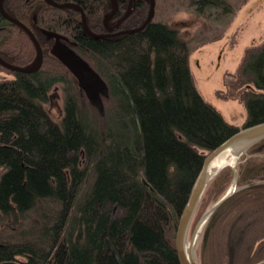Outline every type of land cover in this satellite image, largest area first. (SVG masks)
I'll return each instance as SVG.
<instances>
[{"label":"trees","instance_id":"obj_1","mask_svg":"<svg viewBox=\"0 0 264 264\" xmlns=\"http://www.w3.org/2000/svg\"><path fill=\"white\" fill-rule=\"evenodd\" d=\"M115 1L113 26L129 2ZM154 1L142 29L113 35L104 25L111 0H1L5 13L32 32L42 61L26 73L0 65L7 74L0 79V263L118 264L113 250L121 264H179L175 230L205 155L240 129L264 122V43L247 53L231 82L224 81L228 90L217 91L243 103L241 125L202 98L189 67L191 52L219 40L246 0ZM177 3L202 15L215 34L185 38L159 17ZM149 8L150 0H134L115 32L138 29ZM80 9L97 37L85 32ZM58 37L106 83L103 116L48 54ZM0 58L21 68L37 59L27 33L1 12ZM58 84L63 115L56 123L44 103ZM235 167V192L202 229L203 264L264 259V138ZM231 180L232 171L223 168L208 183L199 217Z\"/></svg>","mask_w":264,"mask_h":264},{"label":"rangeland","instance_id":"obj_2","mask_svg":"<svg viewBox=\"0 0 264 264\" xmlns=\"http://www.w3.org/2000/svg\"><path fill=\"white\" fill-rule=\"evenodd\" d=\"M233 1L240 2L239 0ZM133 2L134 0L131 6ZM113 6V0H111L112 10ZM158 15L164 21L178 28L185 38L200 36L211 37L216 32L211 27L210 22L202 15H196L193 9L187 7V5L177 3L173 7L165 9L163 13L159 12ZM113 17H107L104 20L106 29L112 27ZM222 34L219 40L205 42L194 49L189 56V67L195 88L202 98L212 104L227 122L241 125L246 119V109L243 103L239 99H223L217 95V91L228 90L225 87L224 81L231 82L230 75L236 72L243 59L247 57V53L264 43V0H246L244 3L239 4L238 10H236L230 24L223 30ZM49 38L48 35L45 36L47 41ZM57 49H66L74 55H77L72 49L70 41L63 37L51 39L48 54ZM34 67L35 63L30 66V68ZM5 75L7 74L0 72V79ZM76 85L79 94L84 97L77 82ZM44 109L54 122H60L63 115L61 85L54 86L49 92L48 100L44 103ZM243 155H240V157ZM238 159L235 163H237ZM224 168L229 167L225 166ZM230 185L231 182L228 188ZM214 204L209 206L200 217L197 215L198 207L196 208L189 225L186 244L190 241L198 222ZM207 220L205 219L201 223L202 225L198 228L195 235L193 256L197 264H203L201 261L200 247L203 240L202 229Z\"/></svg>","mask_w":264,"mask_h":264},{"label":"water","instance_id":"obj_3","mask_svg":"<svg viewBox=\"0 0 264 264\" xmlns=\"http://www.w3.org/2000/svg\"><path fill=\"white\" fill-rule=\"evenodd\" d=\"M133 0L129 1L128 4V10L127 13L123 16L125 18L130 10H131V3ZM114 4V11L116 10L117 3L115 0H113ZM155 2L154 0H150V8L148 12V16L144 23L135 30L130 31H124V32H118L113 35H117L119 33H125V32H132L142 29L146 23L150 20L152 17L153 11H154ZM77 7V6H76ZM78 8V7H77ZM114 11L107 17L113 16ZM0 12L4 18L9 20L10 22L14 23L15 25L21 27L29 36L32 44L34 45L36 52H37V59L35 61V67L34 68H21L18 66H14L12 64H9L5 61H3L0 58V65L3 66L6 69H9L11 71L15 72H31L35 69H37L42 61V51L40 48V45L38 44L36 38L32 34V32L23 24L18 22L17 20L10 17L8 14L5 13V11L1 7V0H0ZM81 17H82V24L83 28L86 33L97 37L96 35H93L91 32L88 31V29L85 27L84 21V14L83 11L80 9ZM122 18V19H123ZM121 19V20H122ZM120 20V21H121ZM108 31V29H107ZM104 35H100L98 37H102ZM51 54L61 63L65 66V68L71 73V75L76 80L77 84L81 88L83 95L85 99L89 102V104L94 107L100 116L104 115V106H103V98L107 97L108 94V88L104 80L79 56L74 55L69 50H63V49H57ZM115 81L120 85V87L126 92L123 85L119 81V79L114 76ZM137 120V119H136ZM264 138V122L258 123L252 126L245 127L243 129H240L233 135H231L228 139H226L223 143H221L219 146L211 150L209 153L205 155V158L203 159L201 169L199 171V174L194 182V185L192 186L189 198L187 200L186 205L184 206L176 226L175 230V238H174V245H175V252L178 259L179 264H197L196 260L193 256V245L195 240V235L197 233L198 228L202 225L205 221V219H208L210 215L224 202L226 201L236 190V182H237V171L234 163L233 165L227 166L232 171V181L231 185L228 188V190L215 202V204L206 212V214L202 217V219L198 222L193 235L191 236L190 241L186 244V237L189 229L190 222L192 220V217L196 211V208L198 207L199 201L202 197V194L210 182V180L215 177L223 168L218 170L216 174L213 176H209L208 174V168L210 163L225 149L228 147H238L245 145V151L254 143ZM132 148V147H131ZM245 153V152H244ZM242 153V154H244ZM146 184V182H143ZM141 210L137 214L136 218L134 219L132 226H131V233L133 232L136 223L140 217ZM112 255L115 257L118 264H121L118 256L116 253L111 250ZM3 264V263H0ZM253 264H264V259L253 263Z\"/></svg>","mask_w":264,"mask_h":264},{"label":"bare ground","instance_id":"obj_4","mask_svg":"<svg viewBox=\"0 0 264 264\" xmlns=\"http://www.w3.org/2000/svg\"><path fill=\"white\" fill-rule=\"evenodd\" d=\"M246 146L228 147L221 152L209 165L208 174L213 176L225 166L233 165L236 160L245 152Z\"/></svg>","mask_w":264,"mask_h":264},{"label":"flooded vegetation","instance_id":"obj_5","mask_svg":"<svg viewBox=\"0 0 264 264\" xmlns=\"http://www.w3.org/2000/svg\"><path fill=\"white\" fill-rule=\"evenodd\" d=\"M131 7H132V6H131ZM131 9H132V8H131ZM116 10H117V7H116ZM116 10H115V11H116ZM113 11H114V6H113V10H112V12H113ZM115 11H114V13H115ZM112 12H111V13H112ZM114 13H113V14H114ZM119 22H120V21H119ZM119 22H118L115 26L112 25L111 28H107L108 31H110L112 34L118 33L119 31H118V32H115V31H116L117 28H118V24H119Z\"/></svg>","mask_w":264,"mask_h":264}]
</instances>
